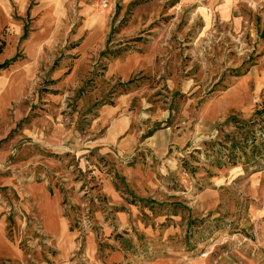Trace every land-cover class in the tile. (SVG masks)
Segmentation results:
<instances>
[{
	"label": "crops",
	"instance_id": "0c3cea01",
	"mask_svg": "<svg viewBox=\"0 0 264 264\" xmlns=\"http://www.w3.org/2000/svg\"><path fill=\"white\" fill-rule=\"evenodd\" d=\"M35 1L28 30L0 1V65L5 64L0 68V260L27 264L33 256L32 264L92 263L99 252L95 244L103 239L111 243L104 260L122 264L128 253L118 237L177 236L179 220L171 215L172 230L161 232L166 218L144 216L139 206L127 205L99 170L98 157L131 163L150 152L166 158L244 107L251 115L262 108L264 15L253 27L233 14L232 3L222 18L214 10L216 0H181L197 8L185 25L178 17L168 24L150 22L141 34L148 39L129 49L132 36L120 28L116 32L114 5ZM244 34L252 36L247 50L236 54L237 64H229L242 75H230L221 90L210 93L211 41ZM201 65L200 83L190 84L195 80L186 74ZM94 178L101 181L95 189ZM96 197L101 202L92 215L95 230L80 245L78 230L70 225L90 200L98 203ZM23 228L32 237V254L11 238Z\"/></svg>",
	"mask_w": 264,
	"mask_h": 264
},
{
	"label": "rangeland",
	"instance_id": "374dc122",
	"mask_svg": "<svg viewBox=\"0 0 264 264\" xmlns=\"http://www.w3.org/2000/svg\"><path fill=\"white\" fill-rule=\"evenodd\" d=\"M3 1L10 6L15 19L24 24L25 30L32 27L35 0ZM222 1L216 0L214 8L222 18L229 16L231 3L233 14L252 26H256L257 21L260 23L264 15V0ZM100 3L111 8L114 5V22L119 24L116 32L120 28L132 36L127 44L129 49H135L142 39H148L141 38V34H146L144 30L150 22L168 24L171 17H178L183 26L197 10L194 4L182 5L181 0H100ZM200 10L205 13V9ZM200 23L198 18L194 26L199 27ZM245 36L211 41L214 82L209 84L210 93L221 90L230 75H242L241 69L236 71L229 64H237L236 54L247 50L246 43L252 36L248 34L244 41ZM226 46L229 49L225 50ZM224 53H228L227 60ZM205 55L202 53V57ZM219 69H223L222 74H218ZM204 73L201 65L185 77L195 80L190 82L193 85L200 83ZM243 109L231 115L227 122L213 124L208 132L199 130L194 144L188 143L166 158H154L150 152L139 153L131 163L110 156L98 157L99 170L107 174L106 178H111L127 205L139 206L144 216L166 218L161 232L172 230L171 215L178 216L179 220L177 236L163 237L161 233L160 238L150 240L118 237L116 240L128 253L122 264H264V105L252 115L247 107ZM100 182L91 179L93 187ZM96 198L98 203L90 200L88 209L80 208L76 221L70 225L72 231L78 230L80 245L95 230L92 215L96 204L101 202ZM11 238H18L23 251L32 254L33 240L26 228L11 232ZM109 244L108 240L98 239L95 249L99 252L92 263L82 260L67 264H110L104 260ZM155 257L159 258L155 260ZM30 258L27 264L36 259ZM0 264L14 263L2 259Z\"/></svg>",
	"mask_w": 264,
	"mask_h": 264
},
{
	"label": "trees",
	"instance_id": "16d2710c",
	"mask_svg": "<svg viewBox=\"0 0 264 264\" xmlns=\"http://www.w3.org/2000/svg\"><path fill=\"white\" fill-rule=\"evenodd\" d=\"M5 64L0 65V68L4 67Z\"/></svg>",
	"mask_w": 264,
	"mask_h": 264
},
{
	"label": "bare ground",
	"instance_id": "6f19581e",
	"mask_svg": "<svg viewBox=\"0 0 264 264\" xmlns=\"http://www.w3.org/2000/svg\"><path fill=\"white\" fill-rule=\"evenodd\" d=\"M106 6V5H105Z\"/></svg>",
	"mask_w": 264,
	"mask_h": 264
}]
</instances>
